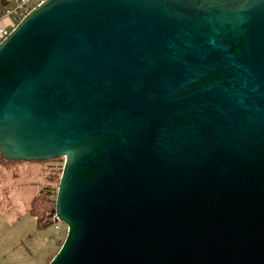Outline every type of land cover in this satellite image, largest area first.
<instances>
[{
  "label": "water",
  "instance_id": "95a60500",
  "mask_svg": "<svg viewBox=\"0 0 264 264\" xmlns=\"http://www.w3.org/2000/svg\"><path fill=\"white\" fill-rule=\"evenodd\" d=\"M0 156L64 159L47 264H264V0H44L0 41Z\"/></svg>",
  "mask_w": 264,
  "mask_h": 264
},
{
  "label": "rangeland",
  "instance_id": "374dc122",
  "mask_svg": "<svg viewBox=\"0 0 264 264\" xmlns=\"http://www.w3.org/2000/svg\"><path fill=\"white\" fill-rule=\"evenodd\" d=\"M63 165L64 159L58 172L53 160L0 161V264H47L60 249L67 225L61 222L60 229L55 223L40 228L30 207L36 199V210L41 205L45 218L55 214L56 204L50 205L47 195L52 190L51 198L56 201Z\"/></svg>",
  "mask_w": 264,
  "mask_h": 264
},
{
  "label": "built area",
  "instance_id": "2783aa9c",
  "mask_svg": "<svg viewBox=\"0 0 264 264\" xmlns=\"http://www.w3.org/2000/svg\"><path fill=\"white\" fill-rule=\"evenodd\" d=\"M44 0H12L10 7H3L0 9V41L4 39L12 29H9L7 25L3 24V17L13 18L10 20V25H17L31 9L36 7ZM59 222H55V228L60 229L61 225Z\"/></svg>",
  "mask_w": 264,
  "mask_h": 264
},
{
  "label": "trees",
  "instance_id": "16d2710c",
  "mask_svg": "<svg viewBox=\"0 0 264 264\" xmlns=\"http://www.w3.org/2000/svg\"><path fill=\"white\" fill-rule=\"evenodd\" d=\"M2 1H4V0H2ZM0 161H3V162H8L9 160H7V159H5V158H3L2 156H0ZM48 161V160H47ZM53 161H55L56 162V168H57V170H58V172H59V170L61 169V163L63 162V159L62 158H58V159H54ZM61 162V163H57V162ZM9 162H13V161H9ZM56 176H58L57 174H56ZM55 176V177H56ZM53 191L52 190H50V191H48V198H47V200H48V202H49V204L51 205V204H55V201H54V199H52L51 198V196L54 194V193H52ZM40 208L41 209H37L36 210V199H34L33 201H32V203H31V207H30V212L36 217V220H37V225H38V227H40V228H43V227H46V226H49V225H51V224H54L55 222H54V216H55V214H53V216H51L49 219L48 218H45L43 215H42V207H41V205H40ZM54 208V207H53ZM44 210H45V208H44ZM61 242V241H60ZM63 243V242H62ZM62 245V244H61ZM61 247V246H60ZM53 258V257H52ZM51 258V259H52Z\"/></svg>",
  "mask_w": 264,
  "mask_h": 264
},
{
  "label": "crops",
  "instance_id": "0c3cea01",
  "mask_svg": "<svg viewBox=\"0 0 264 264\" xmlns=\"http://www.w3.org/2000/svg\"><path fill=\"white\" fill-rule=\"evenodd\" d=\"M11 5H12V0H4V1L0 0V9H2L3 7H10ZM2 20L5 25H9L10 20H13V18L10 19L4 17Z\"/></svg>",
  "mask_w": 264,
  "mask_h": 264
}]
</instances>
